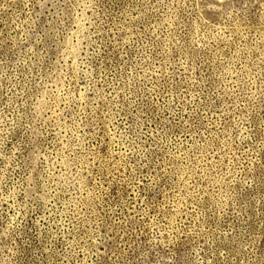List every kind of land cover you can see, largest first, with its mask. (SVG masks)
I'll return each instance as SVG.
<instances>
[{
  "label": "rangeland",
  "instance_id": "374dc122",
  "mask_svg": "<svg viewBox=\"0 0 264 264\" xmlns=\"http://www.w3.org/2000/svg\"><path fill=\"white\" fill-rule=\"evenodd\" d=\"M0 264H264V0H0Z\"/></svg>",
  "mask_w": 264,
  "mask_h": 264
}]
</instances>
